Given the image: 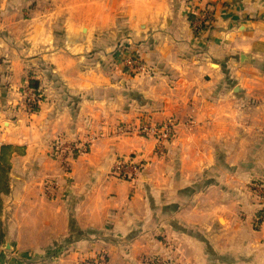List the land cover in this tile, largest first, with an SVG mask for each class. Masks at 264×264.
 <instances>
[{
  "label": "crops",
  "instance_id": "1",
  "mask_svg": "<svg viewBox=\"0 0 264 264\" xmlns=\"http://www.w3.org/2000/svg\"><path fill=\"white\" fill-rule=\"evenodd\" d=\"M253 182L264 0H0V264H264Z\"/></svg>",
  "mask_w": 264,
  "mask_h": 264
},
{
  "label": "built area",
  "instance_id": "2",
  "mask_svg": "<svg viewBox=\"0 0 264 264\" xmlns=\"http://www.w3.org/2000/svg\"><path fill=\"white\" fill-rule=\"evenodd\" d=\"M212 16L213 12L210 11L208 8L205 9L204 14L200 15V18L197 21V27L195 29L196 32H204L205 29H209V27L212 25ZM122 52V51H121ZM121 54V53H120ZM134 53H130V55H126L123 51L122 53V60L124 62V66L127 70L130 71V73H133V75H139L141 72H143L145 68V64L142 61L141 57L139 55H133ZM31 89V88H30ZM31 98V97H30ZM29 98L28 107L30 108L31 101L34 100ZM175 122L173 121H159L154 122L152 120H145L143 122H140L139 125L136 126H125L121 129H124L126 132L129 133H137V134H145L148 136H153L157 139L159 144V149L163 148V144L170 142L174 135H175ZM132 159L133 157L130 156ZM127 162L125 159H119V162L116 166V170L118 171L119 176H128L129 175L128 170L130 167L125 163ZM251 188L253 191L257 194V196L261 199V203H263V207L260 209L258 215L256 216L259 223L256 222L257 227H264V184L259 182H253L251 183ZM80 264H107L106 258L104 256L97 257V259H87L83 261V263Z\"/></svg>",
  "mask_w": 264,
  "mask_h": 264
},
{
  "label": "trees",
  "instance_id": "3",
  "mask_svg": "<svg viewBox=\"0 0 264 264\" xmlns=\"http://www.w3.org/2000/svg\"><path fill=\"white\" fill-rule=\"evenodd\" d=\"M31 87H33L36 96H35V99L31 102L30 110H31V112H37V111H39V108L41 106L43 96H42V93L39 91L38 81H36L35 79H32L31 80Z\"/></svg>",
  "mask_w": 264,
  "mask_h": 264
},
{
  "label": "rangeland",
  "instance_id": "4",
  "mask_svg": "<svg viewBox=\"0 0 264 264\" xmlns=\"http://www.w3.org/2000/svg\"><path fill=\"white\" fill-rule=\"evenodd\" d=\"M255 218H256V217H255ZM257 218H258V217H257ZM257 218H256V222L259 223L258 220H257Z\"/></svg>",
  "mask_w": 264,
  "mask_h": 264
}]
</instances>
